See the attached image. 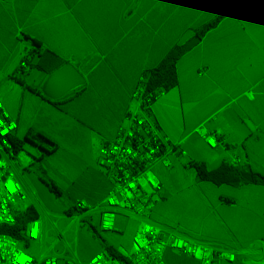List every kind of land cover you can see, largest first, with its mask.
<instances>
[{
	"label": "crops",
	"instance_id": "0c3cea01",
	"mask_svg": "<svg viewBox=\"0 0 264 264\" xmlns=\"http://www.w3.org/2000/svg\"><path fill=\"white\" fill-rule=\"evenodd\" d=\"M196 35L200 40L176 62V85L152 107L160 132L186 154L172 157L170 168L154 166L162 190L150 218L165 230L236 250L237 264H264V185L245 179L216 185L199 179L194 167L226 162L264 174V0H0V100L17 123L15 138L33 132L48 140L20 149L24 181L60 220L77 213V201L102 202L111 183L97 163L98 148L135 109L130 94L140 76ZM39 56L71 63L84 83L59 99L43 98L36 91L43 93L62 65L32 67ZM200 124L220 133L227 148H210L194 133ZM98 217L84 216L76 227L89 231L82 262L107 246L120 256L131 249L135 220L119 214L115 229L104 232L92 223ZM44 232L43 246L64 261V253L53 252L58 234ZM163 257L165 264H200L169 248Z\"/></svg>",
	"mask_w": 264,
	"mask_h": 264
},
{
	"label": "built area",
	"instance_id": "2783aa9c",
	"mask_svg": "<svg viewBox=\"0 0 264 264\" xmlns=\"http://www.w3.org/2000/svg\"><path fill=\"white\" fill-rule=\"evenodd\" d=\"M26 68V63H20ZM165 90H147L145 78L140 76L130 94L135 109L128 112L117 127L114 136L97 150L96 160L111 186L102 202L89 205L77 201V212L70 216L71 225L81 218L99 214V228L108 232L115 229L117 216L122 214L138 223L131 238V249L124 256H115L103 248L87 262H82L71 253L64 261L60 255L44 252L35 258L27 250L30 243L44 245L46 233L44 222L49 214L39 201L36 192L24 181L25 162L21 150H16L12 137L17 130L16 121L10 116L0 100V225H15L18 217L25 218L23 232L27 244L7 233H0V264H165L166 248L183 253L200 264H237L236 250L189 238L176 230H165L154 223L150 214L160 201L162 184L153 168L160 164L172 166V157L186 152L164 136L152 116L154 102ZM210 148H227L224 137L218 132H208L200 124L194 129ZM56 230V225L53 224ZM58 233L57 242L69 244Z\"/></svg>",
	"mask_w": 264,
	"mask_h": 264
},
{
	"label": "trees",
	"instance_id": "16d2710c",
	"mask_svg": "<svg viewBox=\"0 0 264 264\" xmlns=\"http://www.w3.org/2000/svg\"><path fill=\"white\" fill-rule=\"evenodd\" d=\"M237 4H238L237 2L232 4L222 13H220L215 19L205 24L197 32L198 35L202 36L206 31L213 28L223 16L232 12V10ZM183 53H184V46H174L167 53V55L159 62L157 66L144 72L142 75L145 78L146 89L147 90H159V89L168 90L172 88L173 86H175L177 83L176 62ZM32 59H33V56H31L30 59L22 58L20 63L24 62L27 64H31ZM64 63L65 62L61 60L53 61L50 58H43V57L41 58V56H39L37 62L34 65H32V67H35L39 70L51 71L52 69H55L56 67L63 65ZM17 79L18 81L20 80L19 78ZM36 92L39 95H41L43 98L48 99V97L44 95L42 92L40 91H36ZM39 141H48V140L41 134L33 133V132L26 135L23 140H19L15 137H12V142L14 143L16 150H20L25 142L36 143ZM194 167L196 169L199 179L212 182L216 185L229 184V185L237 186L240 183L245 182V180L242 178L240 174V170L226 162L220 163L214 169H208L203 163H195ZM252 176H253L254 183L264 185V174L252 172ZM42 179L57 197L61 196L60 190L51 181H49L48 179L44 177H42ZM24 224H25V218L22 215L18 217V221L15 225H12V226L0 225V233H7L9 235H12L15 238H17L20 242L27 244V240L23 232ZM93 232L96 235H98L94 229H93ZM107 249L110 250L115 256L121 257L111 247L107 246Z\"/></svg>",
	"mask_w": 264,
	"mask_h": 264
},
{
	"label": "rangeland",
	"instance_id": "374dc122",
	"mask_svg": "<svg viewBox=\"0 0 264 264\" xmlns=\"http://www.w3.org/2000/svg\"><path fill=\"white\" fill-rule=\"evenodd\" d=\"M32 72L35 73L36 70L33 69ZM49 217L50 218L46 219L44 222L45 229L48 230V232H50L49 238H53L57 236L58 233L63 232V230L67 228L69 221L71 220V218L60 220L57 219L55 216L51 215L50 213H49ZM80 222L82 223L83 221ZM80 222L77 225L74 224L71 225L63 236L64 241H66L69 244L70 250H67L65 248V243L61 240L55 246L53 252L57 254L64 253L67 257L71 253H74L78 258H81L82 255L88 254L89 249L88 246L86 245L85 240L89 237L88 235L89 231L87 228H85L83 232H85L86 234L77 233L76 227L79 226ZM97 222H99V217L95 219L92 223L94 226H96V224H98ZM54 223L56 224V230L53 228ZM95 229L96 232L99 234L97 228ZM100 235H102V233H100ZM27 252L33 257L37 258L41 256L44 252H49V248H47V246H43V245L39 246L38 244L30 243V247L27 250Z\"/></svg>",
	"mask_w": 264,
	"mask_h": 264
},
{
	"label": "water",
	"instance_id": "95a60500",
	"mask_svg": "<svg viewBox=\"0 0 264 264\" xmlns=\"http://www.w3.org/2000/svg\"><path fill=\"white\" fill-rule=\"evenodd\" d=\"M199 40L200 37L198 35L194 36L184 45V50H187ZM84 81V77L74 65L65 63L47 78L43 93L48 98L56 100L64 96L70 90L82 85ZM240 174L242 178L247 181L253 180V176L249 172L242 171Z\"/></svg>",
	"mask_w": 264,
	"mask_h": 264
}]
</instances>
